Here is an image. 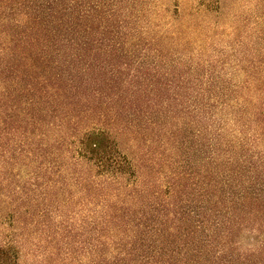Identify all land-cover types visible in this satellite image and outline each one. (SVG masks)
<instances>
[{
	"label": "trees",
	"instance_id": "obj_1",
	"mask_svg": "<svg viewBox=\"0 0 264 264\" xmlns=\"http://www.w3.org/2000/svg\"><path fill=\"white\" fill-rule=\"evenodd\" d=\"M165 1L0 0V264H264V12Z\"/></svg>",
	"mask_w": 264,
	"mask_h": 264
},
{
	"label": "rangeland",
	"instance_id": "obj_2",
	"mask_svg": "<svg viewBox=\"0 0 264 264\" xmlns=\"http://www.w3.org/2000/svg\"><path fill=\"white\" fill-rule=\"evenodd\" d=\"M168 4L167 8L170 10V15L176 14V9H179L180 18L170 19L172 24H180L190 20L188 16L192 6H195V0H170L165 1ZM170 3V4H169ZM260 8V9H259ZM264 12V0H223V14L220 18L211 15L207 24H217L220 27L219 32H213L216 34L214 37L218 38L221 31H225L226 34H230L234 27L239 26L238 37L245 36L248 32H251L255 27L259 16ZM238 21H237V20ZM174 20V21H173ZM223 28V29H222ZM212 35V32H210ZM218 33V34H217Z\"/></svg>",
	"mask_w": 264,
	"mask_h": 264
}]
</instances>
